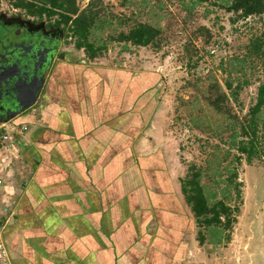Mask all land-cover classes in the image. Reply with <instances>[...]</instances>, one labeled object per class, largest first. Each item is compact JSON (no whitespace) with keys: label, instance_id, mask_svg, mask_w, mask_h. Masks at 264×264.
Here are the masks:
<instances>
[{"label":"rangeland","instance_id":"1","mask_svg":"<svg viewBox=\"0 0 264 264\" xmlns=\"http://www.w3.org/2000/svg\"><path fill=\"white\" fill-rule=\"evenodd\" d=\"M75 1L81 11L92 0ZM101 1L108 13L131 18L128 25L134 20L158 27L161 38L157 45L144 48L105 41L102 57L88 62L84 52L74 48L75 39L68 30L53 27V21L45 18L28 17L7 0H0V33L28 28L52 34L61 39L56 66L68 61L103 68L105 74L109 69L119 73L121 92L135 97V127L146 124V131L151 130L148 138L167 156L170 177L179 179L180 185L194 165L201 169L208 193L216 200L231 198L226 204L237 205L239 212L230 231L198 229L193 220L178 264H264V105L251 116L258 90L264 85V16L242 18L240 13L228 11L231 0H145L147 5L129 0L125 7L121 0ZM225 82L232 85L234 99ZM220 92L228 97L224 102L227 116L208 105L209 98L220 97ZM252 120L256 128L251 137L243 129ZM252 138L254 152L242 153L240 148L248 149ZM0 164L8 166L9 175L10 188L0 204V235L8 252L3 227L18 199L17 192L32 173L4 152ZM233 173L240 184V203L232 199L234 191L224 186ZM199 230L201 244L197 241Z\"/></svg>","mask_w":264,"mask_h":264},{"label":"crops","instance_id":"2","mask_svg":"<svg viewBox=\"0 0 264 264\" xmlns=\"http://www.w3.org/2000/svg\"><path fill=\"white\" fill-rule=\"evenodd\" d=\"M51 72L10 121L27 129L11 153L32 173L3 227L11 264H178L192 214L151 130L135 127V97L112 69Z\"/></svg>","mask_w":264,"mask_h":264},{"label":"trees","instance_id":"3","mask_svg":"<svg viewBox=\"0 0 264 264\" xmlns=\"http://www.w3.org/2000/svg\"><path fill=\"white\" fill-rule=\"evenodd\" d=\"M7 1L14 9L22 10L28 17L39 20L45 18L49 23L53 21V27L68 30L67 34L75 39L74 48L83 51L88 62H93L102 57L103 52L107 49L105 41H116L117 43L145 48L156 46L161 38V30L158 27L147 22L139 23L134 20L132 25H128L127 23L131 18L128 19L122 15L115 16L110 12L108 13L101 0H92L81 11L76 6L75 0ZM126 3H129V0H121L122 6L125 7ZM140 4L147 5V2L141 0L138 5ZM228 11L240 13L242 18L264 16V0H231ZM55 18L56 20H54ZM105 32H107L106 37L103 36ZM259 57L262 56L259 54ZM224 87L230 93V97L234 99L235 94L232 85L225 82ZM227 99L225 93L220 92V97L209 98L208 105L215 113L227 116L228 110L224 105ZM263 105L264 85L258 90L257 103L251 110V116L254 117ZM255 128L256 125L252 120L251 125L243 131L246 132V135L252 137L255 136ZM249 146L248 149L246 147L240 148V151L252 154L255 149L253 138L250 140ZM202 178L201 169L193 165L188 168L186 176L180 181L184 203L189 208L195 225L198 229L219 228L224 232L230 231L236 223L235 213L238 214L239 212L237 205L226 204L225 201L231 200V198H226L225 201L216 200L215 195L206 191L205 186L202 184ZM237 180V174L233 173L229 180L224 181V186L226 190L232 189L234 191L235 195L231 197L240 203L241 191ZM197 241L200 244L203 243V235L200 230L197 234ZM7 249L9 248L7 247ZM8 254L11 257L9 250Z\"/></svg>","mask_w":264,"mask_h":264},{"label":"flooded vegetation","instance_id":"4","mask_svg":"<svg viewBox=\"0 0 264 264\" xmlns=\"http://www.w3.org/2000/svg\"><path fill=\"white\" fill-rule=\"evenodd\" d=\"M60 40L59 37H55L52 34H45L41 31L30 30L28 28H22L13 32H1L0 73L2 77L7 79L8 77L19 76L22 80L18 82L17 88L23 90V80L27 78L25 74L29 75L32 69L30 65L32 64V61H30L31 58L36 57L33 63H35L36 60L38 62L34 73L36 78L40 77L41 73H45V71L51 72L56 61L55 55L58 45L61 42ZM51 55L53 56V63L51 67H49L48 60ZM16 61L17 64L14 67L11 66V63ZM1 83H3V81ZM37 85L38 80L35 81L31 87L34 88ZM5 99H8L6 92L0 87V119L2 117L6 118L7 112H9Z\"/></svg>","mask_w":264,"mask_h":264},{"label":"water","instance_id":"5","mask_svg":"<svg viewBox=\"0 0 264 264\" xmlns=\"http://www.w3.org/2000/svg\"><path fill=\"white\" fill-rule=\"evenodd\" d=\"M52 53V50H51ZM36 57L31 58L30 61H32L31 67V71L27 75V78L25 80H23L24 83V88L23 90H20L17 88V84L19 81L22 80V78H20L19 76H14V77H8L3 78L2 74L0 73V87L1 89L6 92L7 98L5 99V103L8 105V111L7 112V116L2 117L0 119V124H4V123H8L10 121H12L13 119L19 117L20 115H22L23 113L27 112L28 110H30L39 100L44 84L46 82V79L48 78L47 76H49V74L51 73L46 72L45 73H41L40 77L36 78L34 76L35 73V69L37 67V60L35 63H33ZM53 63V56L51 55L49 57L48 60V65H50L49 67H51ZM17 64L16 62H12L11 66H15ZM29 64V63H28ZM26 69V68H25ZM38 80V85L34 88H32V84ZM3 81V83H1Z\"/></svg>","mask_w":264,"mask_h":264},{"label":"built area","instance_id":"6","mask_svg":"<svg viewBox=\"0 0 264 264\" xmlns=\"http://www.w3.org/2000/svg\"><path fill=\"white\" fill-rule=\"evenodd\" d=\"M27 129L24 127L19 128L17 125L12 122L0 124V156L4 152L6 155L10 157H14L11 153V149L19 150L17 148L18 141L17 139L25 133ZM5 164L6 158H5ZM7 167L2 166L0 164V204L2 205L3 199L6 197L7 188L9 184H7V180L9 181V175L7 174ZM3 209V208H2ZM0 264H11L10 257L6 249L4 248V244H2V239L0 235Z\"/></svg>","mask_w":264,"mask_h":264}]
</instances>
